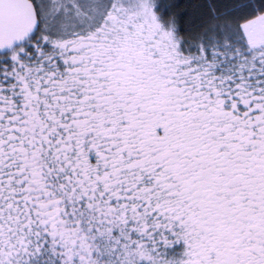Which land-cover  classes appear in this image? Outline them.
I'll list each match as a JSON object with an SVG mask.
<instances>
[{"label": "snow or ice", "instance_id": "6c2138e0", "mask_svg": "<svg viewBox=\"0 0 264 264\" xmlns=\"http://www.w3.org/2000/svg\"><path fill=\"white\" fill-rule=\"evenodd\" d=\"M0 264H264V0H0Z\"/></svg>", "mask_w": 264, "mask_h": 264}]
</instances>
